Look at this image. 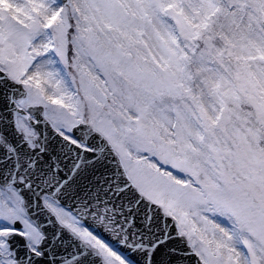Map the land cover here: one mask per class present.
<instances>
[{"label":"snow or ice","instance_id":"1","mask_svg":"<svg viewBox=\"0 0 264 264\" xmlns=\"http://www.w3.org/2000/svg\"><path fill=\"white\" fill-rule=\"evenodd\" d=\"M0 264H264V0H0Z\"/></svg>","mask_w":264,"mask_h":264}]
</instances>
